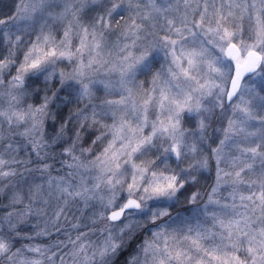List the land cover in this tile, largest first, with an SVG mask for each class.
Segmentation results:
<instances>
[{"label":"snow or ice","instance_id":"1","mask_svg":"<svg viewBox=\"0 0 264 264\" xmlns=\"http://www.w3.org/2000/svg\"><path fill=\"white\" fill-rule=\"evenodd\" d=\"M0 264H264V0H0Z\"/></svg>","mask_w":264,"mask_h":264}]
</instances>
